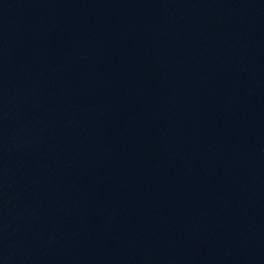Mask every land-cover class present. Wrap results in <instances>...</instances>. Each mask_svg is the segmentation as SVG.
Listing matches in <instances>:
<instances>
[{"label":"water","instance_id":"obj_1","mask_svg":"<svg viewBox=\"0 0 264 264\" xmlns=\"http://www.w3.org/2000/svg\"><path fill=\"white\" fill-rule=\"evenodd\" d=\"M0 264H264V0H0Z\"/></svg>","mask_w":264,"mask_h":264}]
</instances>
